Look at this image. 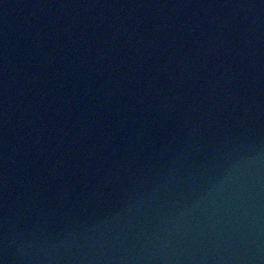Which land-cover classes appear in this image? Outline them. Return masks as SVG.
Here are the masks:
<instances>
[{
    "label": "water",
    "instance_id": "1",
    "mask_svg": "<svg viewBox=\"0 0 264 264\" xmlns=\"http://www.w3.org/2000/svg\"><path fill=\"white\" fill-rule=\"evenodd\" d=\"M3 264H264V0H0Z\"/></svg>",
    "mask_w": 264,
    "mask_h": 264
},
{
    "label": "snow or ice",
    "instance_id": "2",
    "mask_svg": "<svg viewBox=\"0 0 264 264\" xmlns=\"http://www.w3.org/2000/svg\"><path fill=\"white\" fill-rule=\"evenodd\" d=\"M0 264H3V261L2 260H0Z\"/></svg>",
    "mask_w": 264,
    "mask_h": 264
}]
</instances>
